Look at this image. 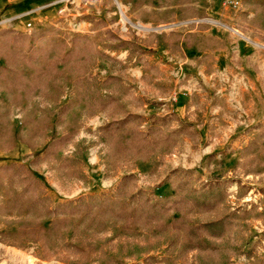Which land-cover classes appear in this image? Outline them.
<instances>
[{
    "label": "rangeland",
    "instance_id": "374dc122",
    "mask_svg": "<svg viewBox=\"0 0 264 264\" xmlns=\"http://www.w3.org/2000/svg\"><path fill=\"white\" fill-rule=\"evenodd\" d=\"M153 1L164 4L160 7ZM262 1L242 0V7L237 9L229 0H192L184 13L180 14L177 6H169L174 0H150L144 5L136 0H0V29L10 27L30 31L51 26L68 35L90 34L115 59L100 60L93 72L102 78L110 73L121 75L128 88L127 93L122 96L127 110L141 114L138 110L144 108L145 104L152 108L163 104L157 98V91L164 95L190 78L193 65L183 62L186 57H203L202 63L207 72L222 71L221 67L225 66L231 71L229 74L232 78L237 75V65L253 63L250 61L251 55L259 54L264 58ZM118 3L123 5L132 20L140 19L158 31L148 34L142 41L136 36H132L131 40H124L118 24ZM173 9L175 12H172ZM107 30L120 40L145 48L142 63L147 71L143 77L146 89L132 82L133 80L130 81L132 76L126 72L130 63L137 64V54L132 53L130 45L122 49L110 48L111 40ZM177 32L199 35L197 49L180 48L173 35ZM147 40L149 44L158 41L164 48H147ZM119 50L125 51L121 58L117 56ZM113 51L116 54H111ZM179 61L183 63V70L181 74L173 76L170 72L175 73L181 68L179 64H174ZM134 72L140 73L139 70ZM184 73L187 75L186 80L181 78ZM67 75L68 78L57 77L58 87H43L28 97L18 98L17 92H9L0 85V165L17 162L29 166L55 202L112 190L121 176L130 170L137 174L139 184L144 188L158 195H172L174 191L167 181L168 175L174 169H189L197 179V186L209 178L221 176L229 185L223 210L235 212L239 216L244 215V212L249 214L241 217L238 224L224 237H206L212 243L206 250H183L182 245L171 247L170 233H151L148 236L145 229H140L139 234L134 237H114L115 231L111 226L105 232L87 237L81 232L82 222L74 220L68 226V239L81 242L85 246V252L69 254L63 249L47 258H41L37 255V244L24 243L20 236L13 234L17 227L14 223L17 215L14 212H0V243L13 247V255L22 260L21 263L30 259L31 264H44L50 259L51 264H264V138L260 140L257 152L244 150L258 132L255 127L251 125L245 131H238L230 141H220L214 131L216 126L214 123L210 124L211 121H195L198 125L195 127L193 122L174 112L191 127L179 137L172 153L165 157L155 172H152L148 162L142 160L134 165L127 162L116 168L109 162L110 144L99 133V127L111 117L105 111L89 115L82 88L74 83V75L69 71ZM155 76H162L166 81H156ZM176 80L178 82L175 85ZM206 85L203 86L206 88ZM226 85L220 77L218 87L224 88ZM228 93L226 90L223 97H217L214 91L210 92L208 100L220 102L223 110H228L232 105L225 99V96L229 97ZM172 96L173 94L166 98L169 100ZM180 98L181 96L178 100ZM191 100L197 104L201 102L199 95L192 96ZM261 100L259 98L258 101L251 94L245 95V102L249 104L256 102L258 105ZM64 104L69 106V112L60 117L59 112ZM203 106L201 104L199 107ZM167 113L171 112L161 109L160 113L154 114ZM199 115H203V112ZM200 119L204 120L205 117L200 116ZM216 122L228 123L222 119ZM260 124H264V121ZM149 125L150 121H143L141 128L147 129ZM177 125L178 122H175L174 126ZM18 131L31 146L17 140L16 146L9 149L10 141ZM63 135H72L71 141L56 154L43 158ZM183 137L193 144L197 152L204 155L203 159L197 165L190 166L194 164V157L190 155L187 160L184 159L185 163L188 162L186 166L181 164L172 168L174 164L169 162L164 165L167 158L179 155L177 151ZM37 157L39 162L34 163L33 160ZM71 159H75L76 168L69 166ZM248 198H252L251 201ZM212 216L213 213L190 215L194 222H201ZM5 231H12V234Z\"/></svg>",
    "mask_w": 264,
    "mask_h": 264
},
{
    "label": "trees",
    "instance_id": "16d2710c",
    "mask_svg": "<svg viewBox=\"0 0 264 264\" xmlns=\"http://www.w3.org/2000/svg\"><path fill=\"white\" fill-rule=\"evenodd\" d=\"M150 0H136L140 5ZM163 6L161 1H153ZM192 0H174L183 14ZM264 6V0L262 1ZM172 12H175L173 9ZM108 31V30H107ZM109 32V31H108ZM180 48L197 46L199 35L192 32L173 34ZM110 48L122 49L131 46L142 62L145 48L118 39L108 33ZM0 85L17 97H28L43 87H58V76L74 75V83L85 94L89 115L108 112L111 119L99 127L100 135L110 144L108 155L113 167L124 163L146 161L155 172L176 145L179 137L186 134L191 125L174 112L153 114L149 118L128 111L122 96L127 93L125 80L119 74L110 73L102 78L94 73L100 60L114 61L88 33L64 34L55 27H43L20 31L5 27L0 29ZM105 90L107 93H104ZM69 112V106L61 107L59 116ZM143 121H150L142 129ZM178 122L179 125L174 126ZM255 137L244 147L245 151L257 152L264 138V124L255 127ZM72 139V135L59 137L43 158L56 154ZM17 140L28 144L20 131L12 139L9 149ZM39 162V157L33 160ZM69 166L76 168L75 159ZM174 191L172 195H158L139 184L136 173L127 171L114 189L88 193L66 201H53L46 192L40 178L24 163L0 165V212L17 215L16 231L24 243L38 245L37 255L47 258L60 250L67 253H84L85 246L68 239L69 228L74 220L82 222L81 232L87 237L98 235L114 228V237H134L140 229L151 233H170L169 246H183V250L198 248L206 250L212 246L205 238H221L230 232L244 212L224 211L229 185L221 176L209 178L197 186V179L189 169H174L167 177ZM192 213H213L210 219L194 222ZM12 234V231H5ZM91 242V239L89 240ZM209 264V263H202Z\"/></svg>",
    "mask_w": 264,
    "mask_h": 264
},
{
    "label": "crops",
    "instance_id": "0c3cea01",
    "mask_svg": "<svg viewBox=\"0 0 264 264\" xmlns=\"http://www.w3.org/2000/svg\"><path fill=\"white\" fill-rule=\"evenodd\" d=\"M145 47L147 48H154V49H162L164 48V46L162 44H159L158 41H153L152 44H149V40L146 41L145 43ZM187 48V49H191V48H195V50L197 49V46L188 48L186 46H183V48ZM121 50H119V53L124 54V52H120ZM164 51V50H163ZM165 52H168L167 50H165ZM111 54H116V51L111 52ZM117 55V56H118ZM202 58L200 55H193V56H189L186 57L183 62H190L193 66V69L190 76V78H188V80L183 84L185 86L189 85V86H194L196 82H200L202 85V88L199 89L198 91L194 92L190 98L189 97H183L181 96V98L174 103H166L168 101V95H172L176 89H170V91L168 93H164V95H161L160 92H156L157 93V98L163 101V104L159 105V106H155L154 108H152L151 106L148 107V105L145 104L144 108L139 109L138 111L145 115V116H151L154 113H160V110L163 108L164 103L165 104V108L167 109L166 111L168 112H175L176 114H178L179 116H181L182 118H185L188 121L193 122V124L195 125V127L198 125L196 124L195 121H211L210 124L214 123L215 124V129L214 131H216L217 133V137H219V140L221 141H230L232 138V135L235 134L236 132L231 131L228 123L226 124H222V123H218L216 121H220L221 119L223 121H228L227 118V113L228 111L231 110V106L228 110H223V107L221 105L220 102H214V101H209L208 100V95L210 92L213 93L214 89L212 85H215L218 87V80L221 77V73L223 71L229 73L231 71H229L228 68H226L225 66H222L221 68H223V70L221 71H217V76L218 78L215 80L214 84L211 83L210 81V74L212 72H207V68L206 66L202 63ZM170 60H173L172 58H170ZM250 61H253V63L249 62L247 64H241V65H237V75L236 77L234 76V81L231 84H227L226 87H224V89L229 91V97H230V91H234L235 92V97H236V101L242 106L243 110H244V114L248 117V121H250V126L252 125L253 127H256L258 125H260V122L264 121V58L259 55V54H253L251 55V59ZM174 64H179L180 66L183 65L182 61L179 62H175ZM197 65V68H195V65ZM182 67V66H181ZM219 67V66H216ZM139 68V69H138ZM191 69V67H190ZM225 69V70H224ZM134 70H139V74H136L134 72ZM126 72L132 76L130 77V81L132 82H136L139 86H143L144 89H146V85L143 81V77L145 76V74H147V71H145V64H143L142 62H137L136 65L130 63L129 66L126 69ZM214 72V71H213ZM173 76H175L174 72L171 71L170 72ZM240 75L246 77L248 79V81L250 82L252 88L251 89H247L240 78ZM154 79L156 81H166V78L162 77V76H155ZM168 81L170 82L171 80L168 79ZM175 85L177 84L178 80L175 81ZM204 84L206 85L203 86ZM177 88V87H176ZM246 94H251L253 95L254 98H257V100L259 101V98H261V103L259 102V104L257 105L256 102H252V103H247L245 102V95ZM199 95L200 98V103H194L191 100L192 96H197ZM229 97L227 98V96H225V99L227 101L229 100ZM162 98V99H161ZM189 100H188V99ZM263 103V104H262ZM201 104H204L203 107H199ZM256 104V105H255ZM200 112H203V115H199ZM200 116H202L203 118L205 117V119H200ZM242 128V127H241ZM245 131L244 129H240ZM239 130V131H240ZM181 143H183V145H181ZM177 153L179 155H176L175 157H170L167 158L165 160V164L167 165V163H171L174 164L172 168L178 167L179 165L182 164V166H186L185 164V160H187L189 158L190 155H193L194 159V164H190V166H194L197 165V162H200L204 155L200 154L199 152H197L194 148H193V144L187 139V138H181L180 139V146H179V150L177 151ZM185 159V160H184ZM13 247L11 246H6L2 243H0V257H5L7 260V264H26L25 262H22V260H19L16 258L15 255H13ZM51 260H48L46 262H43L44 264H51Z\"/></svg>",
    "mask_w": 264,
    "mask_h": 264
},
{
    "label": "built area",
    "instance_id": "2783aa9c",
    "mask_svg": "<svg viewBox=\"0 0 264 264\" xmlns=\"http://www.w3.org/2000/svg\"><path fill=\"white\" fill-rule=\"evenodd\" d=\"M90 2V0H88ZM230 3L237 9H240L242 7V0H229ZM119 8V29H120V35L124 40H131L132 36H136L139 41H142L144 38L147 37L148 34L158 31L156 28L152 26L146 25L143 21L140 19L134 21L132 20L127 12L124 10L123 5L118 3ZM119 58L122 57V53L118 55ZM181 70H183V67L179 68L174 74L175 76L178 74H181ZM221 79L227 83L231 84L234 81V78L231 77V75L225 71L221 73ZM183 80H186L187 75L186 73L183 74L181 77ZM218 78L217 71H214L210 74V81L212 84H214L215 80ZM241 81L243 85L247 89H251L252 86L248 79L242 75H240ZM188 80V79H187ZM186 80V81H187ZM200 82H196L194 86H185L181 85L179 86L175 92L173 93V96L166 102H176L180 96L183 97H190L194 92L198 91L202 88V85H200ZM214 89V94L217 97H223L225 95L226 89L222 87H217L215 85H212ZM235 92L230 91V97L229 100L232 104V108L227 113L228 118V126L231 131L238 132L240 129H248L250 127V121H248V117L244 114V110L242 106L236 101ZM162 108L163 111H166L165 104ZM172 112V111H171ZM242 127V128H241ZM252 198H248L247 200L251 201ZM31 256H29L30 258ZM26 264H31L30 259L27 261H24ZM0 264H7V260L5 257H0Z\"/></svg>",
    "mask_w": 264,
    "mask_h": 264
},
{
    "label": "water",
    "instance_id": "95a60500",
    "mask_svg": "<svg viewBox=\"0 0 264 264\" xmlns=\"http://www.w3.org/2000/svg\"><path fill=\"white\" fill-rule=\"evenodd\" d=\"M231 29H233L234 31H236L234 28H231Z\"/></svg>",
    "mask_w": 264,
    "mask_h": 264
}]
</instances>
